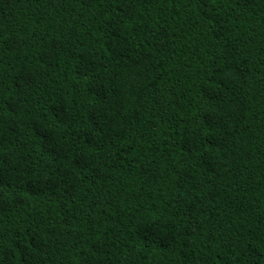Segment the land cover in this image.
<instances>
[{
    "label": "trees",
    "instance_id": "obj_1",
    "mask_svg": "<svg viewBox=\"0 0 264 264\" xmlns=\"http://www.w3.org/2000/svg\"><path fill=\"white\" fill-rule=\"evenodd\" d=\"M0 264H264V0H0Z\"/></svg>",
    "mask_w": 264,
    "mask_h": 264
}]
</instances>
